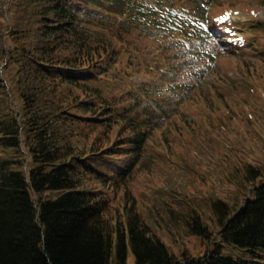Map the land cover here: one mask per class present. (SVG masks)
I'll list each match as a JSON object with an SVG mask.
<instances>
[{
	"label": "trees",
	"instance_id": "obj_1",
	"mask_svg": "<svg viewBox=\"0 0 264 264\" xmlns=\"http://www.w3.org/2000/svg\"><path fill=\"white\" fill-rule=\"evenodd\" d=\"M177 7L181 0H0V68L10 73L0 70V154L25 145L35 163L25 171L12 166L21 160L0 158V264H128L129 248L135 264H264L259 166L245 164L252 185L239 203L208 200L216 231L198 207L170 208L175 222L208 243L198 255L172 252L135 207L110 219L113 208L88 187L96 180L127 190L155 130L179 100L208 85V68L217 69L212 61L197 69L201 60L178 42L187 37L211 59L221 54L209 31L177 15ZM6 11L12 24L4 27ZM254 20L240 40L246 46L263 43L264 19ZM73 124L115 138L95 154H80ZM46 190L60 191L51 198ZM223 241L252 257L224 254Z\"/></svg>",
	"mask_w": 264,
	"mask_h": 264
},
{
	"label": "rangeland",
	"instance_id": "obj_2",
	"mask_svg": "<svg viewBox=\"0 0 264 264\" xmlns=\"http://www.w3.org/2000/svg\"><path fill=\"white\" fill-rule=\"evenodd\" d=\"M215 3L218 5L204 6L207 12L219 13L233 7L235 19L264 18V0H215ZM1 19L4 27L12 24L9 11L1 14ZM258 35L263 43L258 46L255 57L223 53L208 85L183 101L173 116L155 130L127 190L89 181L88 187L98 190L101 198L113 208L112 213L108 212L110 219L135 207L178 256L184 251L192 255L205 251L208 243L191 234L182 223L175 222L170 208L182 206L186 207L183 211H187L198 207L204 221L216 231L215 216L207 205L210 197L239 203L241 195L247 193L246 185H252L245 180V164L259 166L264 172V36L261 32ZM225 36H220L221 45L227 49ZM0 70L3 77L10 78V73L4 74L3 66ZM73 125L76 135L73 145L80 154H95L115 138L104 134L103 129L92 131ZM76 128H83L84 132L79 133ZM7 150L6 154H0L1 159L22 161L12 163L14 168L26 171L35 166L25 145ZM94 157L98 159L97 154ZM59 191L46 190L42 195L54 198ZM216 239L221 240V237L218 235ZM222 243L224 254L242 259L252 257L246 248L231 242ZM128 264H135L130 248Z\"/></svg>",
	"mask_w": 264,
	"mask_h": 264
}]
</instances>
